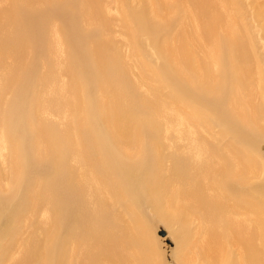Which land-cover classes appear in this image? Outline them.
Wrapping results in <instances>:
<instances>
[{
  "label": "bare ground",
  "instance_id": "obj_1",
  "mask_svg": "<svg viewBox=\"0 0 264 264\" xmlns=\"http://www.w3.org/2000/svg\"><path fill=\"white\" fill-rule=\"evenodd\" d=\"M110 1L156 60L130 45L137 81L108 1L0 0V264H159L142 207L196 224L181 264H264V0Z\"/></svg>",
  "mask_w": 264,
  "mask_h": 264
},
{
  "label": "rangeland",
  "instance_id": "obj_2",
  "mask_svg": "<svg viewBox=\"0 0 264 264\" xmlns=\"http://www.w3.org/2000/svg\"><path fill=\"white\" fill-rule=\"evenodd\" d=\"M106 2L108 3L106 5L107 6V8H106L107 16L109 18H111L114 22V25L112 26L113 40H114L116 46H118L120 48V51L122 52L123 57L126 59V61L128 62V65L130 66V78L134 81H137V79L139 77V72L137 69H135L134 62L130 58H128L129 53H130V48L133 47L134 49H136L139 52L138 57L140 58V55L143 56L144 61L147 64H149L150 66H157L156 60L151 53V50H150L149 44L147 43L146 38H144V36L141 33L134 31V27L129 26V28H128V31H129L130 35L132 37H134V40L131 38L129 40H127L123 36V34H122L123 31L119 25L120 14L122 13L121 10H123V8H117V5L114 4L113 2H111L110 0H106ZM244 2H247V1H244ZM134 4L135 3H132L131 5H134ZM0 7H1V3H0ZM243 10L245 11V13H247L249 11V8H243ZM248 15H250V14H248ZM245 21L246 22L249 21L247 23V24H249V26L254 25V23H252V20L250 19V16L247 17ZM251 32H253V27L251 28ZM256 35L257 34H255L253 32V36L255 37ZM255 39H256V37H255ZM258 44L260 46L259 47L260 49L258 51H261V49L263 48V44L261 41H259V42L257 41L256 45H258ZM130 45H132V46L130 47ZM61 58L62 57H60V59ZM62 81H65V78L61 77L60 82L62 83ZM139 91L143 93V92H145V89L139 88ZM159 92H160V95L162 97L166 96L169 93L168 89H165V88L160 89ZM44 117H46L48 120L55 122V123H58V124H62L64 121V119L59 117V116L57 117L54 115H45ZM176 131L177 132H175L174 134L177 136L178 130L176 129ZM185 131H187L188 134L198 133V134L202 135L203 138H210V137L217 138L218 136H222L221 133H223V129H219L217 127L214 128V126H212V125H210V127L208 129H206L203 125L198 126V127H191L190 125H188V127L185 128ZM189 136L192 137V135H189ZM217 140H218V138H217ZM185 144H186L185 142L179 141V145L185 146ZM169 152H170V150L168 149L165 151V154H168ZM249 152H250L252 159L256 158L254 161H261L262 160L261 162L264 163V144H261V146L258 150L259 153H255L252 150H249ZM134 161H136V160L135 159L129 160V162H134ZM165 167H166L165 169L168 170L170 168V163L166 162ZM34 172L35 173L42 172V169H40V168L38 169V167H36L35 170L32 169V171H31V173L35 174ZM260 175L261 174H258L252 180V184H254V185L262 184V177L263 176H260ZM263 181H264V178H263ZM4 192H6V191H4ZM7 194L8 193H5L3 196H6ZM11 203L13 204V202H11ZM12 204H10L8 206V209L11 208ZM115 209L117 211H119V213H120V207L119 206H116ZM140 215L143 217L144 221L146 220L147 228H148L147 232L150 233V235L147 239H149L151 241V243H154V244H155L154 238L158 239L157 245H158V250L160 253L159 264H181L180 261H178V259H176L177 257L174 254L175 249H176V241L179 237H185L186 234L190 235V231L194 234L195 244L200 243V237L197 235L195 223L191 224V222H189V224H188L189 227H187V226L181 227V226H178L176 223L166 224L163 221H161L147 207L141 208ZM46 218H47L46 210H45V206H43V207L39 208L36 211V213L34 214V216L32 218V225L36 226L38 229L40 227V225H42L45 222ZM32 225L30 223H24V225L22 226L21 238L23 240H25L27 235L29 234V232H31ZM20 251H21V247L19 245H15V247L10 252V255H11L10 261L11 262L19 257ZM154 251H155V246H154ZM156 260H158V258H156Z\"/></svg>",
  "mask_w": 264,
  "mask_h": 264
},
{
  "label": "water",
  "instance_id": "obj_3",
  "mask_svg": "<svg viewBox=\"0 0 264 264\" xmlns=\"http://www.w3.org/2000/svg\"><path fill=\"white\" fill-rule=\"evenodd\" d=\"M164 235V234H163Z\"/></svg>",
  "mask_w": 264,
  "mask_h": 264
}]
</instances>
